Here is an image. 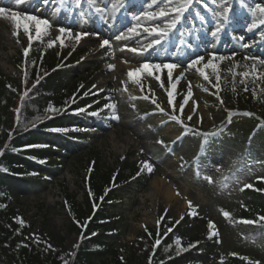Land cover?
<instances>
[{"label":"rangeland","instance_id":"374dc122","mask_svg":"<svg viewBox=\"0 0 264 264\" xmlns=\"http://www.w3.org/2000/svg\"><path fill=\"white\" fill-rule=\"evenodd\" d=\"M206 1L207 9L202 11L200 18L206 29L197 34V39L192 40L188 47L183 46L181 38L188 42L187 36L194 35L197 31L191 21L184 25L189 17L186 16L187 12L176 27L163 38L144 30L152 27L163 28L172 19L171 14L156 19H148L143 15L146 11L159 12L161 8L167 9V0L150 3L141 12L144 20L138 24H127L122 30L106 31L100 35L91 34L89 28H86L87 31H79L88 35L79 42L84 52L74 67V74L77 79H82V84L90 92L92 104L85 111H79V115L72 116L75 121H71L72 125L67 131H53L46 138L40 139L41 142H54L59 147L64 146L70 152L61 154L62 165L57 162L58 159L48 162V156L38 162L34 154L28 152L25 158L30 160L37 170L43 171L42 178L33 185L20 182L15 177L7 182V187L11 189L10 206L15 211L16 220L19 224L24 220L33 225L23 236L27 242H38L40 246L47 243L53 248H60L65 257L70 256L77 240L76 234L68 229L70 218L61 207V193L64 188L73 192L76 190L78 199L82 201L80 188L83 184L80 174L85 176L91 171L95 164L94 158L97 157V167L101 171L106 167L115 170L124 168V163L129 161V164L136 165L139 174L144 176L143 179L136 176L129 180V183L118 186L115 197L107 205L105 219L101 223L103 229L99 233L102 238L123 256H128L132 241L146 227L156 226L158 219L165 213L173 219H180L187 208L190 209L188 212L192 213L197 207L198 211L186 221L189 226L204 234L206 230L201 223L198 225L194 218L205 217L215 225L211 232L218 233L217 236H212L218 250H243L244 245L239 243L236 232L230 230L223 222L218 210L222 205L229 209L237 206L240 200L238 192L235 188L226 196L217 197L212 183L217 180V176L233 166L238 168L239 187L246 184L253 187L264 178V162L259 164L253 159L246 150L247 144L216 142L204 145L189 130L193 126L203 129L220 126L224 120L230 125L229 128L237 130L248 125L252 118L264 115L261 105H249L246 102L247 97L253 95L256 99L258 93L264 89V64H259L258 60H255L257 56L253 57L247 48L229 45L234 37L239 38L245 31L244 37H258L249 45L250 48H259L260 52L264 50V24L259 23L264 17L258 12L254 16L251 11L257 4L264 6V0H253L252 4L245 0L244 7L241 6V0ZM64 5L65 0L63 4L61 0H48L47 3L44 0H22L19 4L15 0H0V7L8 9L9 16L13 11L18 12L17 19L21 21L18 42L12 35L15 30L14 21L0 16V74H10L14 69V59L18 58L20 53L24 54V48L29 47L28 37L23 32V25L29 23L23 19L25 15L47 19L51 23L49 34L42 35L39 39H35V29L29 24L30 34L34 37L31 45L38 44V53L49 52L61 43L56 41L57 35H60L64 42L70 38L58 31L61 27L70 30L63 21L66 17ZM224 7L229 9V13L242 9L243 13L248 15L249 22L256 23L257 27L249 31L240 26L243 29L240 28V31L233 35L223 28L213 36L217 29V22H213L218 18L215 13ZM57 9L59 11H56ZM133 27L135 31L129 33L128 29ZM70 32L73 34L72 30ZM121 33L127 38L116 40L115 37ZM206 36L208 42L205 41ZM104 39L110 41V48H100ZM200 39L203 43L199 46ZM157 40L159 43H155ZM50 41H55L52 47H48ZM174 45L180 46L181 50L171 54L173 47L176 48ZM129 49L139 51L134 53ZM209 54L228 58L213 60V63L218 65V85L211 69H205L206 74H209L207 81L196 71V67H203V63L207 62ZM201 56L205 59L200 65L185 71L192 60ZM145 63L180 65L172 74L176 87L172 89L168 84V69L163 67L159 71L150 69L151 75L140 74L139 83H134L128 78L129 70ZM109 64L115 65V68L109 70ZM238 73L248 75L241 76ZM156 76L160 77L159 81ZM177 76L180 77L178 81ZM189 88L192 96L181 112L179 105L184 102ZM169 90L173 92L172 105L168 103ZM217 95L223 103L217 99ZM145 96L148 99H144ZM193 101L196 108L194 113ZM107 103L116 104L115 114L119 119H113L111 109L104 108ZM160 109H163V112ZM93 112L98 114L91 115ZM245 112L252 115L245 116ZM173 115L183 123L170 119ZM189 115H192L191 120L188 119ZM157 141H163V144ZM39 151L57 158L55 152L42 149ZM196 154L200 157L204 174L202 179L194 175V170L188 163ZM85 159H89L88 163ZM143 161H148L153 166L151 173L147 169L141 171ZM208 178H211V182ZM154 181H163L172 191L174 198L165 197L153 186ZM259 251L264 255V247L259 248ZM101 254V251H93L89 257L90 261L94 264H110L109 259H106V263L102 261L104 257ZM136 256H141L139 250L136 251ZM205 261L206 264H218L215 255L207 257Z\"/></svg>","mask_w":264,"mask_h":264},{"label":"trees","instance_id":"16d2710c","mask_svg":"<svg viewBox=\"0 0 264 264\" xmlns=\"http://www.w3.org/2000/svg\"><path fill=\"white\" fill-rule=\"evenodd\" d=\"M150 1L152 0H122V7L117 12L108 10L97 13L94 7L90 6L89 0H80L78 7L69 0L71 20L68 25L72 28L77 26L79 29L93 26L94 33L98 34L105 31V27L115 29L122 20L131 18L138 22L136 15ZM252 1L248 2L252 4ZM192 2L185 23L191 20L195 27H199L200 34L205 30V27L201 26L200 11L204 9L206 0ZM110 3L111 0H95V8L106 9ZM236 15L239 18L233 13H228L229 19L224 28L230 33L239 31L240 26H250L247 15L241 9ZM217 20L218 18L214 22ZM244 34L246 33H243L241 38H234V42L239 47L247 48L253 57L257 56V62L264 61V54H260L259 50L255 52L249 46L258 37H244ZM188 39L194 40L196 35H189ZM38 50L39 46L33 44L27 57L21 54L14 59L12 73L0 74V264H65V261L67 264H94L89 257L96 250L102 252V261L106 263V259H109L110 264H206L205 258L211 255L218 257V264H264V255L259 251V248L264 247V220L260 219L264 217V178L253 187L241 191L243 187L238 185V168L234 167H229L220 174L212 188L217 197H224L235 188L238 192L240 200L237 206L229 209L222 205L218 210L223 222L237 233L239 243L244 245L242 251L218 250L212 237L210 238L212 229L208 227L209 220L200 215L199 218H194V221H198V225L201 223L206 230L204 234L196 231L186 222L190 217L187 209L179 224L176 223L177 219L164 214L158 226L145 228L129 245L128 256H123L112 244L106 243L99 230L103 226L101 223L105 218L107 204L115 196L118 185L128 183V180L140 171L136 165L129 164V161L124 163V168L117 171L111 167L101 171L97 167V157L94 158L92 170L85 176L80 174L83 200L78 199L76 190L73 192L64 188L61 193V207L70 218L68 229L77 235L72 254L67 258L60 248L49 247L47 243L40 246L38 242H27L23 236L33 225L25 221L17 223L14 218L15 211L10 206L11 189L7 187V182L13 179L12 176L28 185H33L40 179L42 171L37 170L30 160L25 158L29 149L33 151L38 162L44 156H48L50 161L56 159L35 150V145L44 144L48 149H54L59 160L61 153H69L63 146H55L53 142L44 143L40 139L49 136L53 132L52 129L70 127L71 121H75L72 116L77 112L74 111L91 103L90 93L82 84V79H77L74 74V67L83 53V47H78V43L72 40L63 46L57 45L46 55H41ZM246 102L249 105L259 104L264 109V89L258 93L256 99L253 95L247 97ZM49 104L59 111H46ZM249 121L248 125L237 130L228 128L229 125L225 122L211 128H195L193 132L204 144L227 141L233 144L245 143L248 152L260 164L264 161V115ZM9 132L12 133L11 137ZM88 160L85 159V162L88 163ZM58 163L62 164L60 161ZM189 163L195 175L204 176L197 156ZM97 206L100 207L96 209ZM197 210L195 208L194 212ZM221 210L229 212L230 219H226ZM243 220L254 223L245 224L241 222ZM169 228L172 229L170 232L167 231ZM157 239L160 244L153 248ZM177 240L179 244L176 243ZM178 248L186 250L178 252ZM138 250L140 257L136 256Z\"/></svg>","mask_w":264,"mask_h":264},{"label":"snow or ice","instance_id":"6c2138e0","mask_svg":"<svg viewBox=\"0 0 264 264\" xmlns=\"http://www.w3.org/2000/svg\"><path fill=\"white\" fill-rule=\"evenodd\" d=\"M15 2L17 4L21 3L22 0H15ZM45 3L48 2V0H44ZM153 4L158 3V0H152ZM64 3V0H61V4ZM72 3L75 4L77 7L80 5V0H72ZM192 3V0H167V4H168V8H161L159 12H150V11H146L145 13H143V15L148 18V19H156L158 17H167L170 14L172 15V19L163 27V28H159V27H152V28H145V31H148L150 33H156L158 34L161 38H163L164 36H166L168 34V32L175 28L176 25L180 22V20L182 19L183 15L189 10V7ZM89 4L90 6L94 7V10L97 13H102L104 11H108L110 10L112 13H115L119 10L120 7H122V0H111L110 6L106 9H100V8H95V0H89ZM241 6L244 7L246 6L245 4V0H241ZM56 11H59V9H57ZM252 14L255 16V14L258 12L261 14L262 17H264V6H261L260 4H257L256 7L254 9H251ZM228 12L229 9L227 7H224L222 12H218L215 13L218 17L217 20V29L216 32H213V36H216L217 33L219 31H221L223 29V27L227 24L228 22ZM83 15V14H82ZM0 16L4 17L5 19H12L14 21V27L15 30L12 32V35L14 37L17 38V41L19 42V29L21 27V21L19 19H17V17L19 16L18 12H11V15H8V9L0 7ZM24 20L28 21L29 23H26L23 25V32L25 35H27L28 37V42H29V47L28 48H24L23 52L25 57L28 56L29 54V50H30V46L31 43L34 39L33 35L30 34V27L29 24L32 25L35 29V39H39L41 38L42 35H48L49 34V30L51 29V23L49 22V20L47 19H40L37 16H29V15H25L23 17ZM135 19L139 20V17H135ZM260 24H264V18L259 20ZM257 24L256 23H252L248 30L251 31L252 29L256 28ZM60 34L63 35H67L68 37H72V33L70 32V30H67L63 27L58 29ZM135 31V27L133 28H129L128 32L129 33H133ZM88 33L86 32H76L74 35V39L76 40L77 43L80 42V40L87 36ZM127 37L125 36V34L121 33L120 35L116 36L115 39L116 40H121V39H126ZM56 41H60L61 42V46H63V40L61 39L60 35L56 36ZM155 43H159V40L155 41ZM55 44V41H50L48 43V47H52ZM111 47L110 41L107 39L102 40V42L100 43V48H105V47ZM149 47H151V45H149ZM129 51L131 52H138V49H129ZM210 58L207 60L206 63H203V67H196L198 65H200L203 61H204V57H198L197 59L192 60L188 65L187 68L185 69V71L190 70L194 67H196V71L199 73V75L201 77H203L204 80H209V74H206L205 69H211L212 70V74H214L216 76V82L217 85L219 84L220 81V75L218 73V65L216 63H213L214 59H218V60H224V59H228L226 57H215L213 54H209ZM259 64H264V61H259ZM167 68L168 69V84L171 86L172 89H174L176 87V84L173 83V70L177 69L180 67V65L177 64H164V65H152V64H142L139 67L129 70L127 72V76L128 78H130L134 83H139L140 81V74L142 73H147L148 75H151V71L150 69H155L156 71H159L160 68ZM109 70H112L115 68V65L113 64H109L108 65ZM252 71H255V66H253ZM183 75V73H181V76ZM238 75L241 76H246L248 75V73H238ZM27 78V73L25 72V79ZM156 79L159 81L160 77L156 76ZM180 79L179 76L176 77V80L178 81ZM243 82V81H242ZM123 83V82H122ZM95 87V85L93 86ZM161 87H163V84L161 85ZM14 90V89H13ZM126 90V89H125ZM88 93H85V95H87ZM167 96H168V103L169 105H172L173 103V92L171 90L167 91ZM192 96V92L191 89L189 88V91L187 93V95L184 96V102L181 103L179 105L181 112H183V109L185 107V104L188 103L189 98ZM144 99H148L147 96L144 97ZM217 99L220 100L221 103H223V100L220 99V97L217 95ZM153 103H155V100L152 101ZM193 113L196 111L195 108V102L193 101ZM157 107L159 108V105H157ZM104 108L107 109H111L113 115L112 118L113 119H119L118 115L115 114L116 112V104L115 103H107L104 105ZM46 111H59V109H54L53 106L51 104H49L48 109ZM78 111H85V109H79ZM160 111L163 112V109H160ZM17 112H19V109H17ZM97 112H93L91 113V115H97ZM243 115L245 116H251L252 114L249 112H245L243 113ZM170 119L172 120H176L178 123H183V121L179 120V118L175 115L171 116ZM188 119L191 120L192 119V115L188 116ZM202 119V118H201ZM33 126H35V124H33ZM52 131L55 132H63V131H67L66 129H52ZM9 136H12V133L9 132ZM158 143L163 144V141H157ZM34 147H44V145H35ZM202 150H203V144H202ZM2 151V150H0ZM143 167L141 169V171H143L144 169H147V171L149 173H151L153 171V166L148 162V161H143L142 162ZM209 182H211V178H208ZM252 185L251 184H246L243 186V188L241 189V191L244 190V188H251ZM189 207L191 208V201L188 202ZM95 207V205H94ZM222 215L226 218V219H230V213L224 210H221ZM190 215H194L195 213H189ZM181 220L183 219V216H181L180 218ZM261 220H264V217L260 218ZM242 223L245 224H251L254 223V221H250V220H243L241 221ZM157 223H159V221H157ZM177 224L180 223V220L176 221ZM208 227L211 230L212 228L215 227L214 223L212 221H209L208 223ZM172 229H168L167 231H171ZM218 233L217 232H211L210 233V238L212 236H217ZM219 242V241H217ZM177 244H179V241H176ZM160 244V240L157 239L155 241V243L153 244V248H156L157 245ZM49 247H51V245H49ZM55 249H53L54 251ZM186 249H180L178 248V252L180 251H185ZM65 264H67V261H65ZM251 264V262H250Z\"/></svg>","mask_w":264,"mask_h":264},{"label":"bare ground","instance_id":"6f19581e","mask_svg":"<svg viewBox=\"0 0 264 264\" xmlns=\"http://www.w3.org/2000/svg\"><path fill=\"white\" fill-rule=\"evenodd\" d=\"M153 186H155L158 189V191L162 192V194L165 195V197L174 198L172 191L163 181L162 182L161 181H154ZM153 194H155V193H153Z\"/></svg>","mask_w":264,"mask_h":264}]
</instances>
